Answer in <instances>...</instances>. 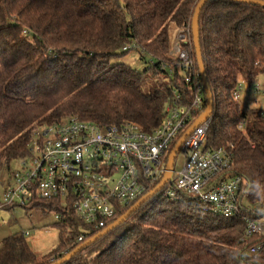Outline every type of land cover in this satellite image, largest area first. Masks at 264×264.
<instances>
[{"label": "trees", "instance_id": "1", "mask_svg": "<svg viewBox=\"0 0 264 264\" xmlns=\"http://www.w3.org/2000/svg\"><path fill=\"white\" fill-rule=\"evenodd\" d=\"M200 1L0 0V173L29 158L28 140L40 126L75 117L101 127L134 123L151 133L177 95L189 107L192 89L170 52L174 31L192 30ZM200 44L214 98L206 150L232 152L224 179L244 181L242 216L204 212L183 192L174 200L157 195L66 264H264V231L243 241L245 217L264 219V111L243 110L233 98L242 82L254 86L264 75V8L209 1ZM183 47L201 78L193 34L192 46ZM130 54L147 64L144 72L121 62ZM27 209L61 217L58 246L40 256L17 234L0 242V264H53L99 234L72 204L35 196Z\"/></svg>", "mask_w": 264, "mask_h": 264}, {"label": "built area", "instance_id": "2", "mask_svg": "<svg viewBox=\"0 0 264 264\" xmlns=\"http://www.w3.org/2000/svg\"><path fill=\"white\" fill-rule=\"evenodd\" d=\"M183 44L192 46L190 28L178 31L170 52L179 60L185 81L192 89L189 107L177 95L175 103L166 108L162 126L151 133L134 123L101 127L75 117L36 128L28 140L30 156L22 161L24 169L14 173L7 185L0 210L28 208L35 196L60 200L65 205L72 204L81 220L101 233L119 219L123 210L154 190L167 174L176 141L206 111L204 83ZM245 92L248 91L240 85L233 95L235 101L240 102ZM250 93L264 96V88L255 86ZM211 124L212 119L200 125L181 146L178 155L183 156V165L163 189L165 198L174 200L177 192L187 193L204 212L224 218L240 217V195H246L244 181L240 177L224 179L232 165V152L206 150ZM239 129L244 130V123ZM250 211L255 213L254 208ZM244 220L247 229L243 241L264 231V219ZM83 241L81 237L79 243ZM261 249H251L250 255L258 256Z\"/></svg>", "mask_w": 264, "mask_h": 264}, {"label": "rangeland", "instance_id": "3", "mask_svg": "<svg viewBox=\"0 0 264 264\" xmlns=\"http://www.w3.org/2000/svg\"><path fill=\"white\" fill-rule=\"evenodd\" d=\"M178 31H174V40ZM128 66H131L139 72H144L148 67L143 61H140L137 55L130 54L125 56L121 60ZM241 86L248 92L241 94V105L243 110L246 111H264V96L253 95L250 93V89H254L255 86L264 88V75H262L258 81V84L249 86L244 82ZM177 142V141H176ZM183 165V156L178 155L175 164V172L179 171ZM24 169L22 161H14L11 165V174L8 172L0 173V203L6 190V186L10 183V179L13 178L14 173L20 172ZM165 191L160 192L158 195L162 196ZM247 204V202L245 201ZM255 212H259V207H252ZM58 220L53 214H44L37 209H27L21 207H13L9 209L0 210V242L4 239L15 236L17 234L29 233L26 237L28 243L35 253L40 256H45L51 253L59 243V233L56 227Z\"/></svg>", "mask_w": 264, "mask_h": 264}, {"label": "water", "instance_id": "4", "mask_svg": "<svg viewBox=\"0 0 264 264\" xmlns=\"http://www.w3.org/2000/svg\"><path fill=\"white\" fill-rule=\"evenodd\" d=\"M209 1L211 0H201L200 1V3L198 4L196 8L195 15H194L193 22H192V34H193L194 47L196 50L198 68L200 71V76L205 86V92H206L207 101H208L205 113L198 120H196V122L186 131L184 136L176 143L175 147L173 148L169 156L167 174L165 178L162 180V182L154 190H152L145 197H143L140 201H138L132 208H130V210L125 215H123L118 220H116L106 230L99 233L98 235L90 239L88 242L79 246L72 253L68 254L66 257H64L63 259L53 264H66L70 262L77 254L81 253L85 248L95 244L98 240L107 236L109 233H111L112 231H114L115 229L123 225L125 222H127V220L135 212H137L146 203H148L150 200L155 198L160 192H162L163 189L173 180L176 159L181 149V146L183 145L185 140L195 131L196 128L208 122L209 120L213 119L212 117H213V111H214V98H213V93H212V90H211V87L208 81L207 71L205 68L202 50H201V44H200V18H201V14H202L204 7ZM227 1L235 2L239 4H246V5H256V6H260L264 8V0H227Z\"/></svg>", "mask_w": 264, "mask_h": 264}]
</instances>
